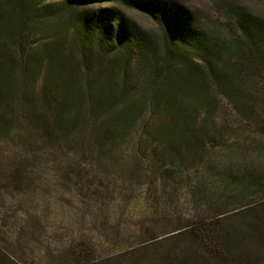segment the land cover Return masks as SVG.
<instances>
[{"label":"trees","instance_id":"16d2710c","mask_svg":"<svg viewBox=\"0 0 264 264\" xmlns=\"http://www.w3.org/2000/svg\"><path fill=\"white\" fill-rule=\"evenodd\" d=\"M46 1L0 0V264H24L20 255L34 238L45 251L58 248L65 264H264V229L253 230L246 218L227 221L239 210L228 218L196 213L170 235L184 240L162 249L142 243L100 253L101 242L91 243L84 228L127 211L129 194L144 184L150 191L186 185L190 170L206 184L212 159L203 148L217 145L224 131L205 126L230 116L219 114L218 99L240 115L264 96L257 80L264 75V0H254L255 9L213 2L226 17L223 31L197 23L177 0H116L149 16L152 34L114 7L71 21V6L95 0H58L45 26ZM191 139L203 146L196 163L183 156ZM49 187L56 194L48 206L71 200L76 207L69 222L79 235L66 247L54 232L25 229L32 215L24 197ZM149 197L146 212L158 213L160 197ZM15 207L21 211L12 216Z\"/></svg>","mask_w":264,"mask_h":264},{"label":"rangeland","instance_id":"374dc122","mask_svg":"<svg viewBox=\"0 0 264 264\" xmlns=\"http://www.w3.org/2000/svg\"><path fill=\"white\" fill-rule=\"evenodd\" d=\"M149 1V0H146ZM181 2L188 11L197 14L196 22L206 24L211 28L221 27L226 22L225 15H220L216 5L213 3L218 0H177ZM234 2L248 5L255 9L260 6L259 2L254 0H232ZM59 5L58 0L46 1V11L50 8L54 9ZM111 7L117 9L128 21L139 26L142 30L151 33L156 31V27L152 19L146 14L131 10L126 7L120 6L116 0H95L84 4L71 6L70 18L74 22L75 18L82 14H91L101 12L107 13ZM42 14V13H41ZM51 13H44L39 17L45 21V26L50 22ZM108 14V13H107ZM223 31V28L221 29ZM258 82L264 85V75H258ZM251 104V103H250ZM218 107L220 108L219 114H230L226 120L221 121L217 119L211 129L205 126L204 130H223L222 140L217 141V145L213 148L204 146L203 151L209 150V162L205 169V185L197 181L196 177L192 176L190 170L188 174L190 178L186 185L180 183L175 185L173 182L169 189H158L150 191L144 185L141 189L131 192L129 197L132 202L127 207V211L123 213H113L112 219H109L103 225H94L89 228V222H85L84 228H88L89 238L91 243L101 242L96 244L99 247V252H118L142 243H149L154 248L162 249L166 246L183 241L184 238H172L170 235L176 232L179 228L184 227L190 223L195 222V214L199 217L213 219L218 216H226L234 210H239L240 214L230 220H236L239 225L241 219L246 218L250 221L248 226L253 227V230L263 232L264 229V96L252 102V106L244 107L250 108L244 110V113L238 115L230 102L220 98L218 99ZM252 108V109H251ZM210 124V123H208ZM215 127V128H214ZM191 141V142H190ZM194 140H189V144L182 143L183 147L187 150L183 153L184 158H189L192 163L201 161L202 159V145L192 147L191 143ZM175 151V144L172 146ZM162 146H160V149ZM197 152V153H196ZM201 152V156H200ZM196 153V154H195ZM205 154V153H204ZM198 155V156H197ZM196 156V157H195ZM174 158L178 159L177 154L174 153ZM209 161V160H208ZM210 168H209V166ZM240 182V183H239ZM49 183L46 181L42 186H47ZM233 184V185H232ZM238 184H249L245 190L234 191L233 188ZM40 186V187H42ZM179 186H184L185 190H178ZM39 188V187H38ZM44 189V188H42ZM46 190V191H45ZM45 190H38L34 192V198L24 197L27 202V208L31 210L30 220H25L30 227H26V232L39 233L42 235L47 232V235L56 233L60 243L66 247L67 243L76 240L79 233L76 226H72L71 218L73 219L76 214L75 204L69 201V204L55 202L48 206L47 202L56 194L49 187ZM49 191V194H47ZM203 192L206 199H199L195 196L194 201L191 199V194L196 192ZM155 192L160 197V205L158 213L148 214L144 205H152L148 200L152 199L149 195ZM136 198V200L132 199ZM148 199V200H147ZM148 202H147V201ZM199 200H202V208L197 206ZM62 202V201H61ZM195 202V203H194ZM207 202V203H206ZM48 206V209H47ZM151 208V207H150ZM46 209V218L38 220V216H42ZM20 207H15L12 216L18 215ZM111 215V213H110ZM66 218L61 220V217ZM224 218H228L224 217ZM253 224V225H251ZM1 242L3 238L0 236ZM42 238L30 242L29 247L26 248L22 257L24 264H65L66 261L58 257L55 253L58 248L50 247L51 250H44L39 244ZM90 243V244H91ZM148 245V244H147ZM60 248V247H59ZM11 251L13 248H9ZM47 249V248H46ZM17 251V250H16ZM16 251L13 253L16 254ZM52 251V252H51ZM51 252V253H50ZM260 256H263L264 250L260 251ZM64 259L66 256H63Z\"/></svg>","mask_w":264,"mask_h":264}]
</instances>
